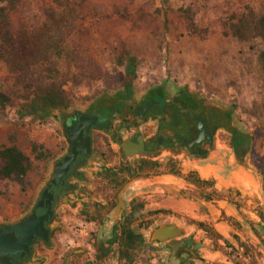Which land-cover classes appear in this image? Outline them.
I'll return each instance as SVG.
<instances>
[{"label":"rangeland","instance_id":"374dc122","mask_svg":"<svg viewBox=\"0 0 264 264\" xmlns=\"http://www.w3.org/2000/svg\"><path fill=\"white\" fill-rule=\"evenodd\" d=\"M49 7L58 12L69 9L74 17L59 43L64 51L61 79L73 95L70 109L106 102L122 92L120 73L124 67L117 65L116 58L128 53L137 61L135 94L164 86L184 89L201 99L223 118L224 127L216 132L221 147L231 148V127L252 136L249 149L235 155L236 161L244 160L258 174L254 154L264 157V70L259 59L263 46L259 40L239 42L231 36L229 26L247 8L264 13V0H0L10 29H24L31 35L43 31ZM188 15H193L197 30L190 29ZM12 81L7 67L0 63V90L9 88ZM20 105V100L14 99L12 104L0 108V147L16 145L30 157L33 169L25 187L8 180L0 184V223L14 220L29 208L63 141L53 121L59 110L53 111L49 122L42 123L24 117ZM34 144L39 146L43 158L34 152ZM164 159L163 166L167 170L175 166L180 175L150 182L142 189L137 187L134 192L139 193L142 202L137 207L144 213L162 210L160 220L176 223L205 242L208 248L204 264H264V222L259 218V213H264V195H260L261 202L249 197V203L238 199L236 190L224 192L233 200L238 199L242 208L241 217L235 218L241 229L230 226L224 237L233 250L211 232L198 229V222L213 229L214 226L208 220L203 199L188 192L185 186L183 178L190 171L176 158H170L173 163L168 162L169 157ZM165 171L149 176H162ZM250 184L259 193L260 185L252 181ZM146 234L148 237L149 231ZM233 235L239 236L244 246ZM163 253L164 248L153 247L149 242L147 264H166Z\"/></svg>","mask_w":264,"mask_h":264},{"label":"flooded vegetation","instance_id":"af4514ba","mask_svg":"<svg viewBox=\"0 0 264 264\" xmlns=\"http://www.w3.org/2000/svg\"><path fill=\"white\" fill-rule=\"evenodd\" d=\"M185 95L179 89L156 86L142 94L133 91L128 98L116 96L83 109L59 111L53 121L63 141L50 160L47 177L29 208L14 220L0 223V236L14 221H25L34 214L46 219L36 227L20 228L24 237L35 228L38 234H33L32 240L9 232L14 239L2 240L0 253L9 252L0 264H147L146 232L173 222L160 220L162 210L144 213L137 207L142 202L134 189L124 193L123 206L115 216L121 190L134 178L159 175L164 170L173 173L175 166L167 170L161 163L165 157L170 163V158H176L197 167L220 148L216 132L224 127L222 116L201 99L193 97L197 103H191ZM188 111L204 120L211 139L188 146L198 136L197 123ZM128 144L136 146L139 154L127 156L123 146ZM65 159H70L67 168L55 175V166L64 164ZM209 182L205 195L212 201L218 196ZM175 239L184 241L177 251L180 264L207 262L208 245L193 232L185 231ZM134 243L140 260L132 263ZM151 246L164 248L163 261L168 264V241ZM157 256L161 258L160 253Z\"/></svg>","mask_w":264,"mask_h":264},{"label":"trees","instance_id":"16d2710c","mask_svg":"<svg viewBox=\"0 0 264 264\" xmlns=\"http://www.w3.org/2000/svg\"><path fill=\"white\" fill-rule=\"evenodd\" d=\"M15 1L10 0V2ZM5 11V8H0V63L7 67L13 81L9 88L4 91L0 90V108L4 109L12 104L14 99H19L21 102L20 111L24 117H32L42 123H47L53 111L68 110L73 105V95L66 90V82L61 79V60H63L64 51L59 48V43L62 42L65 33L71 28L73 14L69 9L58 12L55 8L49 7L46 9L48 23L44 25L43 31L38 35H31L24 29L12 31ZM188 20L190 29L197 30L193 15H188ZM229 32L233 38L242 43L259 40L263 46V50L259 53V59L264 70V13H257L252 8H247L239 18L230 24ZM116 61L119 67H124L123 72L120 73V80L124 88L122 92L117 93V96L128 98L133 92L134 82L137 79V61L128 53L118 56ZM179 90L186 94L184 96L186 100L197 103V100L189 92L181 88ZM229 131L230 145L233 151L235 153L241 150L247 151L253 140L252 136L244 134L234 127H231ZM38 148V145H33L34 152H38L39 158H43L44 155L38 151ZM254 164L262 180L261 190L264 195V157L254 154ZM32 169V160L19 147L16 145L0 147V184L8 180L25 187ZM166 175L179 176L180 172L175 170ZM183 180L188 184V192L205 201H211V198L205 195L206 189L211 185L209 181L201 179L195 171H190ZM214 194L218 198L229 200V202L234 201L230 194L218 195L216 191ZM236 195L239 196V193L237 192ZM224 218L231 227L237 230L241 229V225L235 218ZM259 218L264 222V213H259ZM197 227L203 231L211 232L226 246L232 248L229 241L209 227L207 223L198 222ZM254 233L258 235L256 231ZM233 239L244 246L239 236L233 235ZM245 250L244 254L247 252V249ZM136 251L137 247L134 243L132 263L138 260Z\"/></svg>","mask_w":264,"mask_h":264},{"label":"crops","instance_id":"0c3cea01","mask_svg":"<svg viewBox=\"0 0 264 264\" xmlns=\"http://www.w3.org/2000/svg\"><path fill=\"white\" fill-rule=\"evenodd\" d=\"M234 156L235 152L231 148L221 147L220 145L216 152H212L197 167L181 164L183 167L186 166L189 171L197 172L201 179L213 182L214 189L221 195H224L226 191L236 190L239 193L238 199L240 200L243 199L245 202H249V197H253L254 200L261 202L260 195L262 197L263 193L259 174L249 169L245 164H241L238 160L236 161ZM172 176L174 175L168 176V179ZM250 181L260 185L259 193L255 192ZM238 199L229 202V200L217 197L212 201H202L208 209V220L212 222L214 230L223 237L227 236L226 234L230 230V225L225 221L224 217L237 219L241 217L240 210L242 208L237 203Z\"/></svg>","mask_w":264,"mask_h":264},{"label":"water","instance_id":"95a60500","mask_svg":"<svg viewBox=\"0 0 264 264\" xmlns=\"http://www.w3.org/2000/svg\"><path fill=\"white\" fill-rule=\"evenodd\" d=\"M188 116L190 119H193L194 121H196L197 123V130H198V136L194 139H191L188 143V146L192 147L194 144H200L203 140L206 139V137H208L209 139H211V135L207 130V127L205 125L204 120H202V118L195 116L192 112H187ZM72 141L74 140L73 138H71ZM139 151L142 149V143L139 146ZM123 148L127 151V156H134L135 154H139V151L136 149V146H132L130 144L123 146ZM129 148L130 150H132L131 152L128 151ZM73 155H74V148H73ZM70 159H65V163L64 164H59L55 166V175H60L61 173L59 171H64L67 168L68 162ZM168 175H162V176H146V177H138V178H134L131 181H129L124 188L121 190L120 194H119V205L118 208L116 210V212L114 213V215L116 216L118 214V212L120 211L121 207L123 206V196L124 193L130 189H136L137 187L143 186L145 184H148L150 182H156V181H165L167 180ZM185 183V182H184ZM187 184V183H185ZM186 188H188V184L185 185ZM191 190H196L195 188H190ZM46 197V193H44L43 195V199ZM43 219H46V217H41V218H37L34 215L30 216L27 220L25 221H14L11 224L10 229H8L7 232L1 233L0 236V244H2V240H13L14 237L13 236H9V232H17L18 236L21 239H26V240H32L33 239V234H38V232L36 231V229H32L28 232L27 236L24 237L21 233H20V228L24 227V226H34L36 227L37 225L42 224ZM112 220L111 218H108V221ZM186 231V229L184 227H181L180 225L176 224V223H171V224H167V223H163L160 224L156 227H154L152 230L149 231L148 234V240L150 243H154V244H160V243H164L168 241V249L170 250V255L168 257V264H180L181 260L178 258L177 256V251L178 249L184 244V241H178L177 239H175V237L177 236H181L184 232ZM9 251H6L4 253H0V260L4 261L5 256L7 255Z\"/></svg>","mask_w":264,"mask_h":264}]
</instances>
